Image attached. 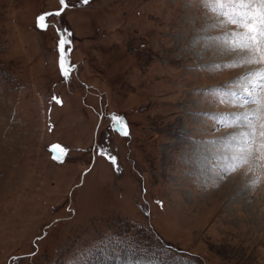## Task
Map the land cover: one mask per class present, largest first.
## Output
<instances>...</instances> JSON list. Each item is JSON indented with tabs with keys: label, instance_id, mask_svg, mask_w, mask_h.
Segmentation results:
<instances>
[{
	"label": "rangeland",
	"instance_id": "1",
	"mask_svg": "<svg viewBox=\"0 0 264 264\" xmlns=\"http://www.w3.org/2000/svg\"><path fill=\"white\" fill-rule=\"evenodd\" d=\"M69 3L65 82L36 27L59 0H0V264H264V100L252 143L233 139L264 68L231 47L242 30L201 0Z\"/></svg>",
	"mask_w": 264,
	"mask_h": 264
},
{
	"label": "snow or ice",
	"instance_id": "2",
	"mask_svg": "<svg viewBox=\"0 0 264 264\" xmlns=\"http://www.w3.org/2000/svg\"><path fill=\"white\" fill-rule=\"evenodd\" d=\"M80 2L86 5L89 0H80ZM201 5L218 17H226L227 21L236 29L242 30L230 34L232 38L231 47L246 53L247 58L244 61L246 64L264 65V0H201ZM71 6L69 0H59L57 10L45 12L36 17V27L41 31H47L50 27L56 29L57 66L65 82L70 81L71 73L76 66L71 63L73 42L70 37L72 33L59 27V18ZM253 76L255 79L251 82L252 88L246 90L247 99L244 100L245 104L252 107L249 111L235 117V121L242 122L240 126L246 129V131L240 132L238 136L233 137V139H238L241 142V152L245 151L253 141V129L257 114L262 111L260 105L264 100V95H262L264 93V68L253 73ZM51 99L58 105L62 104L56 95H53ZM104 115L110 121L109 127L113 132L122 137L129 135L128 125L123 116L118 114ZM260 135L264 136V132H261ZM92 150L96 156L107 160L112 165L113 170L119 173L117 156L111 152L106 144H96ZM49 151L52 154L51 159L58 164H63L70 153V149L60 144L51 145ZM157 203L160 202L157 201ZM116 242L123 243L122 241ZM169 251H171L170 248L164 250L165 253ZM34 254L30 253L29 255ZM12 259L13 261L18 260L16 257ZM153 264H155L154 261Z\"/></svg>",
	"mask_w": 264,
	"mask_h": 264
},
{
	"label": "trees",
	"instance_id": "3",
	"mask_svg": "<svg viewBox=\"0 0 264 264\" xmlns=\"http://www.w3.org/2000/svg\"><path fill=\"white\" fill-rule=\"evenodd\" d=\"M130 242H131V240H123V243L125 244V245H127L128 247H132L133 245H137L136 243H134V244H130ZM122 243V244H123ZM140 249V248H139ZM153 250V249H152ZM122 251V250H121ZM152 252H155V251H152ZM152 252H150L151 254H152ZM121 255H123V253H121ZM111 256H113V253L111 252V254H110V256L109 257H111Z\"/></svg>",
	"mask_w": 264,
	"mask_h": 264
},
{
	"label": "bare ground",
	"instance_id": "4",
	"mask_svg": "<svg viewBox=\"0 0 264 264\" xmlns=\"http://www.w3.org/2000/svg\"><path fill=\"white\" fill-rule=\"evenodd\" d=\"M204 154V153H203ZM208 176V175H207Z\"/></svg>",
	"mask_w": 264,
	"mask_h": 264
}]
</instances>
